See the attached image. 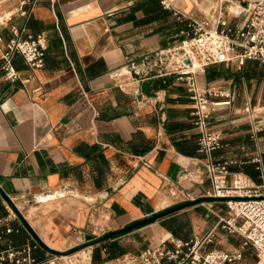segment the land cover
Masks as SVG:
<instances>
[{
	"label": "crops",
	"instance_id": "obj_1",
	"mask_svg": "<svg viewBox=\"0 0 264 264\" xmlns=\"http://www.w3.org/2000/svg\"><path fill=\"white\" fill-rule=\"evenodd\" d=\"M216 4L30 0L23 5L29 14L19 15V0H0V53L12 27L23 36L47 35L42 67L31 70L13 55L15 80L4 76L0 57V216L12 207L4 193L49 247L66 250L187 203L88 246L96 248L94 264H115L123 253L173 248L175 239L208 233L212 242L200 247L199 257L210 250L242 251L240 260L222 264L244 263L254 249L220 225L228 210L223 199L207 195L213 187L208 164L227 161V173L217 176L228 185L242 178L264 194V63L211 64L196 74L199 89L231 98L207 119L224 143L210 154L198 149L194 102L174 75L180 55L173 50L193 34L190 17H202ZM151 93L156 102L142 105L141 96ZM10 224L17 231L3 236L0 250L29 246L36 259L50 257L19 216Z\"/></svg>",
	"mask_w": 264,
	"mask_h": 264
},
{
	"label": "built area",
	"instance_id": "obj_2",
	"mask_svg": "<svg viewBox=\"0 0 264 264\" xmlns=\"http://www.w3.org/2000/svg\"><path fill=\"white\" fill-rule=\"evenodd\" d=\"M134 1L129 0V3ZM19 2L17 13L28 15L29 11L23 5L30 3V0ZM227 3H232L233 7H229ZM163 5L169 6L167 2ZM189 26L193 34L182 39L173 50L180 55V64L174 75L176 79L186 83V89L194 102L192 114L200 136L198 149L210 154L222 148L224 143L220 131L208 128L207 119L218 107L229 105L231 98L228 92L214 93L199 89L196 74L211 64L229 65L236 62L240 67L249 58L264 63V0H217L216 7L208 14L190 17ZM11 32L12 36L5 42L0 57L3 59L4 76L15 80L19 76L11 62L13 55L20 54L31 70L42 67L47 35L40 31L23 36L17 27H12ZM2 40L0 33V43ZM31 77L29 74L28 78ZM211 95L218 98L210 99ZM156 96V93L143 94L140 103H155ZM227 163L224 161L208 164L213 187L207 191V195L223 199L226 203L228 213L222 218L220 225L229 232L241 234L244 237L243 245L264 255V194L242 178H236L232 185L226 184L216 173H227ZM14 205L18 208L15 203ZM17 218L18 215L11 206L4 216H0V241L5 234L17 231L10 224ZM210 242L212 233L187 241L175 239L172 241L173 248L159 245L146 247L139 253H123L115 258V264H222L242 258V251L229 253L221 250H210L203 257H199L200 247ZM56 260L57 255L54 254L44 261L36 259L30 253L29 246H9L0 250V263L10 261L14 264H54ZM88 261L91 264V257Z\"/></svg>",
	"mask_w": 264,
	"mask_h": 264
},
{
	"label": "water",
	"instance_id": "obj_3",
	"mask_svg": "<svg viewBox=\"0 0 264 264\" xmlns=\"http://www.w3.org/2000/svg\"><path fill=\"white\" fill-rule=\"evenodd\" d=\"M157 86V83L154 84V87ZM4 198L8 201L11 202L13 209L16 211L17 215L19 216V218L21 219L23 225L25 226V228L31 233V235L34 237V239L37 241V243L44 248L45 250H47L48 252H50L51 254L54 255H67L70 254L72 252H75L79 249H82L84 247H88V246H92L94 244L100 243L101 241H104L106 239L112 238L116 235H119L120 233L126 232L128 230H131L133 228H136L138 226H141L143 224H146L148 222H151L161 216L167 215L169 213H172L182 207H184L187 203H179L176 205H172L170 207H167L165 209L162 210H157V211H153L152 213H149L148 215H146L145 217L138 219L136 221H133L129 224H127L126 226L117 229V230H109V231H105L99 235L96 236H89L87 237L83 242L70 247L66 250H57L54 248L49 247L38 235L37 233L34 231V229L30 226V224L28 223L27 219L25 218V216L18 210V208L14 205V203L7 197L6 194L2 193Z\"/></svg>",
	"mask_w": 264,
	"mask_h": 264
},
{
	"label": "rangeland",
	"instance_id": "obj_4",
	"mask_svg": "<svg viewBox=\"0 0 264 264\" xmlns=\"http://www.w3.org/2000/svg\"><path fill=\"white\" fill-rule=\"evenodd\" d=\"M227 4L229 7H233L232 3H227ZM84 248H89V257H91L90 263L94 264L93 255L95 251L94 249L96 248H91V247H84ZM77 251L67 255H57V260L55 261L54 264H89L88 263L89 261H83L79 254L73 256V254L76 253ZM50 256H52V254ZM242 264H264V255L257 252L256 250H253L249 255H247V257L245 258V262Z\"/></svg>",
	"mask_w": 264,
	"mask_h": 264
},
{
	"label": "bare ground",
	"instance_id": "obj_5",
	"mask_svg": "<svg viewBox=\"0 0 264 264\" xmlns=\"http://www.w3.org/2000/svg\"><path fill=\"white\" fill-rule=\"evenodd\" d=\"M172 195V194H171ZM169 197V196H168ZM165 200H167V199H165ZM167 204V203H166ZM156 205H158V204H156ZM160 205H163V204H160ZM157 209V208H156ZM27 213V212H26ZM29 215V214H28ZM29 218H30V216H29ZM31 222V221H30ZM34 222V221H33ZM37 225V224H36ZM43 235V234H42ZM80 255L81 256V258H82V260L83 261H88V258H89V248H82V249H80V250H78L76 253H74L73 254V256L74 255Z\"/></svg>",
	"mask_w": 264,
	"mask_h": 264
}]
</instances>
